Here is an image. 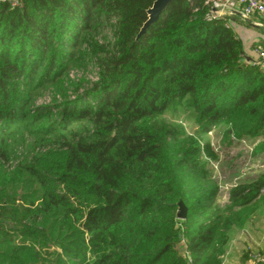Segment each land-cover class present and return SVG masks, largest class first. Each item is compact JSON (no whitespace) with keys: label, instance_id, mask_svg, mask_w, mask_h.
I'll return each instance as SVG.
<instances>
[{"label":"trees","instance_id":"trees-1","mask_svg":"<svg viewBox=\"0 0 264 264\" xmlns=\"http://www.w3.org/2000/svg\"><path fill=\"white\" fill-rule=\"evenodd\" d=\"M20 1L0 2V264L214 260L218 229L264 180L220 207L205 186L216 153L163 114L182 106L195 135L221 124L263 144L264 69L204 0H172L137 38L154 0ZM88 63L93 82L70 79Z\"/></svg>","mask_w":264,"mask_h":264},{"label":"crops","instance_id":"crops-1","mask_svg":"<svg viewBox=\"0 0 264 264\" xmlns=\"http://www.w3.org/2000/svg\"><path fill=\"white\" fill-rule=\"evenodd\" d=\"M226 21L241 41L244 60L252 63L256 57L255 48L264 44V14L253 15L247 19L227 16ZM235 140L240 142L242 147L248 148L254 169L240 170L232 175L230 180L220 176L215 197L220 207L230 202V188L250 184L260 178L264 180V143L260 144L262 139L247 137ZM225 183L233 185L226 189L222 186ZM247 191L249 192L247 189L244 193L249 195ZM250 194L244 204L234 207L230 225L218 229L217 238L213 240L209 250V253L214 255V260L208 264H262L256 263L251 258V253L264 252V185Z\"/></svg>","mask_w":264,"mask_h":264},{"label":"rangeland","instance_id":"rangeland-1","mask_svg":"<svg viewBox=\"0 0 264 264\" xmlns=\"http://www.w3.org/2000/svg\"><path fill=\"white\" fill-rule=\"evenodd\" d=\"M96 68L88 63L85 68L76 67L69 71L70 79L76 82H82L85 85H89L95 80ZM51 90L44 91L35 97L33 104L35 106L46 105L52 103ZM163 119L172 128L183 131L187 135H191L196 140H199L201 146L208 144L211 152L203 154L206 159L209 155L216 153V158L209 159L208 168L212 171L213 181L205 184L206 188L220 180V176L225 180H230L232 175L238 173L240 170L254 169L252 167V156L249 153L248 148L242 147L241 143H237L235 139L232 142L225 137L223 132V125L217 124L202 134L201 136L195 135L197 130V123L195 122L192 112L185 107L177 106L168 110L163 114ZM235 142V143H234ZM255 159V157H253ZM250 172V171H249ZM251 173V172H250ZM222 190V189H221ZM221 195L222 192L219 191Z\"/></svg>","mask_w":264,"mask_h":264},{"label":"built area","instance_id":"built-area-1","mask_svg":"<svg viewBox=\"0 0 264 264\" xmlns=\"http://www.w3.org/2000/svg\"><path fill=\"white\" fill-rule=\"evenodd\" d=\"M7 1L12 6L21 5L20 0H0V2ZM204 4L208 5L210 10L207 15L208 18H224L227 16L239 17L241 19H247L253 15L264 14V0H204ZM226 24L228 25L227 21ZM255 60L253 64L258 65L264 69V44H261L255 48ZM233 184L225 183L223 188H229ZM187 264H190V258L186 253ZM251 258L256 263L264 264V252H253Z\"/></svg>","mask_w":264,"mask_h":264},{"label":"water","instance_id":"water-1","mask_svg":"<svg viewBox=\"0 0 264 264\" xmlns=\"http://www.w3.org/2000/svg\"><path fill=\"white\" fill-rule=\"evenodd\" d=\"M171 1L172 0H154L152 2L151 6L146 10L147 19L140 27L138 33L136 34V38L146 31L147 27L156 20V18L168 6ZM186 212L187 209L184 203H182V201H178L176 217L178 219H184L186 217Z\"/></svg>","mask_w":264,"mask_h":264}]
</instances>
